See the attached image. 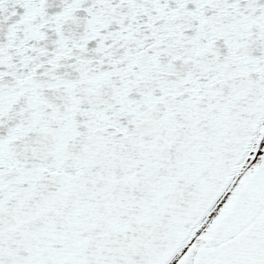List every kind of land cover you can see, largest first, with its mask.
<instances>
[{"label":"snow or ice","instance_id":"snow-or-ice-1","mask_svg":"<svg viewBox=\"0 0 264 264\" xmlns=\"http://www.w3.org/2000/svg\"><path fill=\"white\" fill-rule=\"evenodd\" d=\"M0 264H264V0H0Z\"/></svg>","mask_w":264,"mask_h":264}]
</instances>
